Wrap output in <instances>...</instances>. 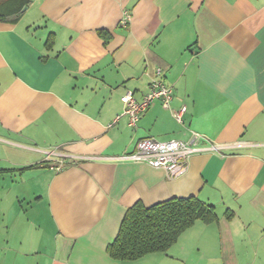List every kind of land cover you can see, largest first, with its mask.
Wrapping results in <instances>:
<instances>
[{"label":"crops","instance_id":"0c3cea01","mask_svg":"<svg viewBox=\"0 0 264 264\" xmlns=\"http://www.w3.org/2000/svg\"><path fill=\"white\" fill-rule=\"evenodd\" d=\"M158 68L170 107L154 100L136 127L117 119L122 96L141 100ZM195 133L201 150L181 176L120 158L142 138ZM6 176L32 217L5 215L0 264H264V0H29L0 20ZM189 196L218 219L167 251L109 255L128 208Z\"/></svg>","mask_w":264,"mask_h":264},{"label":"trees","instance_id":"16d2710c","mask_svg":"<svg viewBox=\"0 0 264 264\" xmlns=\"http://www.w3.org/2000/svg\"><path fill=\"white\" fill-rule=\"evenodd\" d=\"M28 3L0 0V20H16ZM217 219L215 206L198 196L171 197L151 206L137 202L126 211L107 251L117 260H137L149 253L167 251L196 221L210 223Z\"/></svg>","mask_w":264,"mask_h":264},{"label":"built area","instance_id":"2783aa9c","mask_svg":"<svg viewBox=\"0 0 264 264\" xmlns=\"http://www.w3.org/2000/svg\"><path fill=\"white\" fill-rule=\"evenodd\" d=\"M130 18V13L125 12L122 24L127 25ZM173 95V86L162 78V69L158 68L156 76L151 82L150 90L141 100H138L132 91H128L122 96L124 110L117 116V119L121 115H127L129 125L136 127L142 113L150 107L154 100L161 99L164 107H170ZM186 110L187 107L184 105L179 110H175L173 115L179 122H183V115ZM198 137L199 134L195 133V138L191 141L175 139L160 141L154 137L142 138L137 142L132 153L120 158L146 162L154 167L165 169L172 177H178L188 169L190 157L201 150L197 145Z\"/></svg>","mask_w":264,"mask_h":264},{"label":"rangeland","instance_id":"374dc122","mask_svg":"<svg viewBox=\"0 0 264 264\" xmlns=\"http://www.w3.org/2000/svg\"><path fill=\"white\" fill-rule=\"evenodd\" d=\"M10 177V176H6ZM8 182H5L2 184V182H0V244H2L3 242V238L6 236V233H9V222L7 218H4L5 215L10 217V218H17L20 217L22 219H27V218H31V205L27 202H23V208H25L27 210V213L24 214L23 209L20 207V205L18 204V202L14 201V193H15V187H13L10 182L9 179L7 178ZM21 213L20 216H18V214L16 213ZM10 223H11V219Z\"/></svg>","mask_w":264,"mask_h":264}]
</instances>
